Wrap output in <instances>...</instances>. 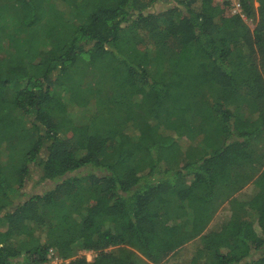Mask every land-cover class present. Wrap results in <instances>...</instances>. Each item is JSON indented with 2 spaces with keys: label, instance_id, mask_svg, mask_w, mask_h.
<instances>
[{
  "label": "trees",
  "instance_id": "1",
  "mask_svg": "<svg viewBox=\"0 0 264 264\" xmlns=\"http://www.w3.org/2000/svg\"><path fill=\"white\" fill-rule=\"evenodd\" d=\"M64 1L0 0V264H264V0Z\"/></svg>",
  "mask_w": 264,
  "mask_h": 264
},
{
  "label": "rangeland",
  "instance_id": "2",
  "mask_svg": "<svg viewBox=\"0 0 264 264\" xmlns=\"http://www.w3.org/2000/svg\"><path fill=\"white\" fill-rule=\"evenodd\" d=\"M172 2L168 1H158V3L154 4L151 8L154 10H162L164 8H166L167 6L171 5ZM174 3V2H173ZM54 6L58 9V11L61 13H64V15L69 14L70 10H71V6L68 4L67 1L64 0H54ZM93 102L90 103L91 107H94L96 104L94 102V100H92ZM69 107L71 110H76L77 113L79 115H81L82 113H84L83 117L84 120L87 118L88 114L90 112H92V110L89 112V110L86 109H79V108H75V103H69ZM90 108V106H88ZM40 177H41V173L38 167H35L34 171L32 172L31 176L27 178L25 186L23 188L24 191V197H26L27 194H32L36 191H44L45 189H49L50 187H52L55 183L52 181H40ZM243 188H247V190L250 191V189L252 188V186L250 185H245ZM227 199V197L225 198V200ZM226 204V203H225ZM223 204V205H225ZM222 205V206H223ZM222 206L221 208L218 210V212L216 213V217L213 219L211 226L213 225H217L221 222V218H225L227 216L226 212L222 211ZM262 253V251H254L252 256L247 258L244 261H251L252 259H256V257L258 255H260ZM75 255L77 256H82V255H86L90 258H92V254H90L89 252H86L85 250H83V248L81 247V243L78 242L75 245ZM50 263H54L55 261H51Z\"/></svg>",
  "mask_w": 264,
  "mask_h": 264
},
{
  "label": "built area",
  "instance_id": "3",
  "mask_svg": "<svg viewBox=\"0 0 264 264\" xmlns=\"http://www.w3.org/2000/svg\"><path fill=\"white\" fill-rule=\"evenodd\" d=\"M217 1H220V2H225L226 0H217ZM229 1H232V6L234 7L233 8V11L236 12V13H242V9H241V1L240 0H229ZM243 15V13H242ZM244 16V15H243ZM90 254H92V252H89ZM53 255V253H52ZM87 258L89 260H91L92 258L88 257ZM51 261H55V264H62L64 262V259L61 258L60 256L58 255H54V257L49 261V262H46V263H43V264H54V263H50Z\"/></svg>",
  "mask_w": 264,
  "mask_h": 264
}]
</instances>
